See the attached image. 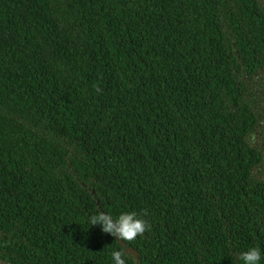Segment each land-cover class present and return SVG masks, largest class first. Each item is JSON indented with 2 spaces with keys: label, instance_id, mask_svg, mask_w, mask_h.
<instances>
[{
  "label": "trees",
  "instance_id": "1",
  "mask_svg": "<svg viewBox=\"0 0 264 264\" xmlns=\"http://www.w3.org/2000/svg\"><path fill=\"white\" fill-rule=\"evenodd\" d=\"M98 211L148 226L117 241ZM252 246L264 0H0V264L121 247L127 264H242Z\"/></svg>",
  "mask_w": 264,
  "mask_h": 264
},
{
  "label": "clouds",
  "instance_id": "2",
  "mask_svg": "<svg viewBox=\"0 0 264 264\" xmlns=\"http://www.w3.org/2000/svg\"><path fill=\"white\" fill-rule=\"evenodd\" d=\"M91 226L100 225L102 231L111 234L117 241H132L147 228V222L136 212H123L118 217L98 211L88 217ZM111 264H127V254L124 248L113 249L110 253ZM264 252L259 247L252 246L239 255L242 264H261Z\"/></svg>",
  "mask_w": 264,
  "mask_h": 264
}]
</instances>
